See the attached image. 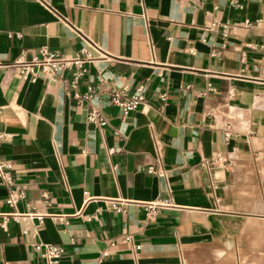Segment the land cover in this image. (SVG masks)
Masks as SVG:
<instances>
[{
    "label": "crops",
    "instance_id": "obj_1",
    "mask_svg": "<svg viewBox=\"0 0 264 264\" xmlns=\"http://www.w3.org/2000/svg\"><path fill=\"white\" fill-rule=\"evenodd\" d=\"M78 34L105 57L75 89L14 66ZM0 134V264H264V0H0Z\"/></svg>",
    "mask_w": 264,
    "mask_h": 264
},
{
    "label": "built area",
    "instance_id": "obj_2",
    "mask_svg": "<svg viewBox=\"0 0 264 264\" xmlns=\"http://www.w3.org/2000/svg\"><path fill=\"white\" fill-rule=\"evenodd\" d=\"M78 35L84 40L85 46L76 55L67 56L60 51L43 48L38 51L37 56L31 61L15 63L14 66L23 78L30 80L44 76L52 81H56L61 75L67 73L70 76L68 85L70 88L75 89L79 80L85 74L87 66L96 62L98 59L105 57L104 53L98 47L83 38L80 34ZM94 93L95 92L92 88H88L84 98L91 99ZM143 94L144 87L139 86L131 98L120 101L114 96L112 101L116 106L121 108L124 113H126L143 100ZM86 119L89 123H94L99 127H102L105 124V119L94 107L88 111ZM4 141V135L0 134V147ZM10 169L11 165L9 161L4 159L0 154V185L7 190V196L4 202L8 207L15 209L17 203L25 200V193L13 181L9 172ZM148 173L155 172L148 171ZM120 205H122L121 202ZM143 207L146 211L147 219H151L159 209H168L171 205L166 201H157L154 203H146ZM112 208L118 212L123 211V207L121 206H112ZM24 216L25 215L17 212H13L10 215H4L2 218V225H4L9 218L13 221H18ZM37 218L40 219L38 216ZM32 250L39 253L46 264H58L59 259L63 254V249L60 246L50 244L36 243L32 245Z\"/></svg>",
    "mask_w": 264,
    "mask_h": 264
}]
</instances>
